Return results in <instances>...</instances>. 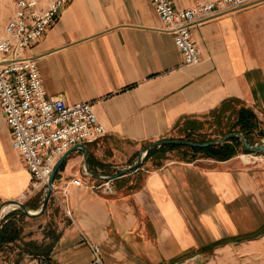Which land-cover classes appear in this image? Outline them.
Wrapping results in <instances>:
<instances>
[{"label":"crops","instance_id":"1","mask_svg":"<svg viewBox=\"0 0 264 264\" xmlns=\"http://www.w3.org/2000/svg\"><path fill=\"white\" fill-rule=\"evenodd\" d=\"M201 20L192 28L197 65L185 64L150 0H72L28 51L47 96L93 103L107 133L67 157L43 215L23 212L35 227L10 216L23 231L6 245L52 246L48 255L22 254L26 263L98 264V245L102 264H184L217 241L264 236V156L243 159L252 156L243 138L264 143V2ZM164 140H224L212 146L236 155L220 161L157 145ZM86 168L95 188L71 183ZM41 190L32 189L0 104V202L33 212Z\"/></svg>","mask_w":264,"mask_h":264},{"label":"built area","instance_id":"2","mask_svg":"<svg viewBox=\"0 0 264 264\" xmlns=\"http://www.w3.org/2000/svg\"><path fill=\"white\" fill-rule=\"evenodd\" d=\"M72 0H54L42 8L37 0H18L14 14L0 34V104L11 131L13 144L32 175V189L48 190L55 167L74 147L94 142L107 131L91 102L68 104L49 98L37 61L27 55ZM190 9H178L171 0H150L164 22V29L175 37L186 65L201 62V50L192 28L199 18L208 20L234 10H243L264 0H194ZM86 168L77 187L91 185ZM32 190H30L31 192ZM98 264L100 248L91 245ZM24 264H44L34 260Z\"/></svg>","mask_w":264,"mask_h":264},{"label":"rangeland","instance_id":"3","mask_svg":"<svg viewBox=\"0 0 264 264\" xmlns=\"http://www.w3.org/2000/svg\"><path fill=\"white\" fill-rule=\"evenodd\" d=\"M37 1L39 2L42 8H46L54 0H37ZM17 2L18 0H0V34L4 33V29L8 20L15 12ZM218 129L219 126L213 123H210L205 128L207 134H212L213 136L215 134H218ZM197 137L198 135L194 136L193 138H197ZM213 138L216 137L214 136ZM244 154H247V152H245ZM251 154H252V159L250 160H246L245 158L243 159L247 162L250 161L252 162L255 161V159H259L257 157L259 156L258 154H254V153ZM257 161L258 163L264 164V161L262 162H260V160ZM41 189L42 190L40 195H45L46 198L47 190H45V188H41ZM1 203L2 202H0V207L3 205V203L2 204ZM43 203L44 201L40 203L39 208L35 211L40 210L43 206ZM19 210L21 209L15 207L14 209H11L8 212L4 213L2 216H0V224L8 214L15 213L16 211ZM21 225L25 226L28 229L30 227H35L37 224L36 222L26 221L25 219L24 223L22 222ZM260 236L256 238L244 240L242 242H231L228 244H224L222 246H217L214 247L212 251H205L204 249L203 251H201L202 253H200V256L197 259H194L184 264H264V236L261 237ZM29 260H30L29 258L26 259L22 257L21 252L16 248L15 245H6V246L4 245L0 250V264H23Z\"/></svg>","mask_w":264,"mask_h":264},{"label":"trees","instance_id":"4","mask_svg":"<svg viewBox=\"0 0 264 264\" xmlns=\"http://www.w3.org/2000/svg\"><path fill=\"white\" fill-rule=\"evenodd\" d=\"M175 147H178V146L172 145L166 148L174 149ZM193 149L196 152L202 151L208 157H212L220 161L228 160L236 155V151L230 150L229 146L227 145H223L220 147L209 146L207 148H193ZM247 153H251V152L248 151ZM16 212H20V213H10L2 221V227L0 229V250L4 245L20 240V236H21L23 229L20 223H18L17 221L13 219H9V218L10 216L20 214L19 221L22 222L24 218L26 217V215L21 210L16 211ZM261 234H263V232L258 233V234H253V235L242 236V237H235L231 239H223V240L217 241L210 249H206L205 251H212L214 247L222 246L224 244H228L231 242H242L244 240L256 238L260 236ZM51 250H52L51 245L46 246L45 244H39L35 241H29V242L23 243L20 252L21 254H28L33 257H37V256H42V255H48L51 252Z\"/></svg>","mask_w":264,"mask_h":264},{"label":"water","instance_id":"5","mask_svg":"<svg viewBox=\"0 0 264 264\" xmlns=\"http://www.w3.org/2000/svg\"><path fill=\"white\" fill-rule=\"evenodd\" d=\"M243 141H244V145L246 146V148L248 149L249 152L264 156V143H251L246 138H243ZM223 142H224V140L215 141V142H207V143H197V142H190V141H184V140H164V141H161L160 143H157V145H184V146H191V147H195V148H207L209 146L215 145L217 143H223ZM78 148L86 150L87 147L85 144L74 147L71 151H69L68 153H66L62 157V159L59 161V163L55 167L54 172H53V174L49 180L46 198L44 199L43 206L40 210L32 212L28 208L26 203H23L21 201L12 200V201H7V202L3 203V205L0 207V212L2 211V208L4 206L13 204V205H16L17 208H20L29 217H39V216L43 215L48 208L49 200L51 198V195H52V192L54 189V182H55V179L58 175V172L60 171V169H61L62 165L64 164V162L66 161L67 157L73 151L77 150ZM124 173H122V175ZM118 176H114V177H112V179H115ZM0 229H1V224H0Z\"/></svg>","mask_w":264,"mask_h":264},{"label":"bare ground","instance_id":"6","mask_svg":"<svg viewBox=\"0 0 264 264\" xmlns=\"http://www.w3.org/2000/svg\"><path fill=\"white\" fill-rule=\"evenodd\" d=\"M243 158H245L246 160H250V159H252V156L243 155ZM15 206L16 205H13V204L4 206L1 213H0V216H2L4 213L8 212L9 210L13 209Z\"/></svg>","mask_w":264,"mask_h":264}]
</instances>
